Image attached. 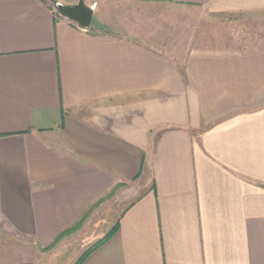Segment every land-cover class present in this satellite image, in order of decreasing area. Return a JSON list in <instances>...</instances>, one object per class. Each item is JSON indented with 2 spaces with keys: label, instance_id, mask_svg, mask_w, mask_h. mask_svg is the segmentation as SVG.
<instances>
[{
  "label": "crops",
  "instance_id": "0c3cea01",
  "mask_svg": "<svg viewBox=\"0 0 264 264\" xmlns=\"http://www.w3.org/2000/svg\"><path fill=\"white\" fill-rule=\"evenodd\" d=\"M56 1L0 0V264L122 202L79 264H264V0Z\"/></svg>",
  "mask_w": 264,
  "mask_h": 264
},
{
  "label": "rangeland",
  "instance_id": "374dc122",
  "mask_svg": "<svg viewBox=\"0 0 264 264\" xmlns=\"http://www.w3.org/2000/svg\"><path fill=\"white\" fill-rule=\"evenodd\" d=\"M107 6L113 10L118 9L119 12L123 11L125 13L127 11L138 14L141 18L150 17L152 18V27L158 29L160 28V24L166 23L169 13V15L175 14V11L172 9H168L169 11H167V8L170 6L166 7L164 4L159 3L149 5L126 0H109ZM123 205L124 203L122 202L118 205L112 203L109 206H105L102 210L97 212V215L90 218L87 223L75 224L69 228L70 230L68 232L61 235L58 239L54 238L48 245L41 248L40 252L35 254L34 257L31 251L28 250V244H25L24 260L18 261L15 264L79 263L84 255L104 237V233L109 230V227L114 224L117 214L119 210L123 208ZM97 217L103 221L97 223L99 220ZM96 218L97 221H95ZM109 220H111L110 226L108 223ZM17 247V243L12 240L9 241L6 245V249L7 252L9 250L10 255L7 259L9 258L11 260L16 257L21 258L20 252H18L19 254L17 255ZM12 253L14 254L13 256L11 255ZM4 257L5 256H3V258ZM8 263L12 264L11 261Z\"/></svg>",
  "mask_w": 264,
  "mask_h": 264
},
{
  "label": "water",
  "instance_id": "95a60500",
  "mask_svg": "<svg viewBox=\"0 0 264 264\" xmlns=\"http://www.w3.org/2000/svg\"><path fill=\"white\" fill-rule=\"evenodd\" d=\"M57 12L75 22L80 28L86 29L89 27L92 17V9L84 3L83 0H78L76 4H63L54 2Z\"/></svg>",
  "mask_w": 264,
  "mask_h": 264
},
{
  "label": "trees",
  "instance_id": "16d2710c",
  "mask_svg": "<svg viewBox=\"0 0 264 264\" xmlns=\"http://www.w3.org/2000/svg\"><path fill=\"white\" fill-rule=\"evenodd\" d=\"M69 230H70V229H66V230L60 232L59 234L56 235L55 239H58L61 235L65 234V233L68 232ZM109 235H110V234H107L106 236H104V237H103V238H102V239H101V240H100V241H99L94 247H92L90 250H92L93 248H95L96 246H98L99 244H101L104 240L107 239V237H108ZM90 250H89V251H90ZM89 251H88V252H89ZM85 256H86V255H84V257H85ZM84 257H83V258H84ZM83 258H82V260H83ZM82 260H81V261H82ZM81 261H80V262H81ZM80 262H79V263H80ZM79 263H77V264H79Z\"/></svg>",
  "mask_w": 264,
  "mask_h": 264
}]
</instances>
